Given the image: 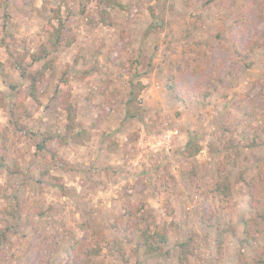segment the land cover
I'll use <instances>...</instances> for the list:
<instances>
[{"label":"rangeland","instance_id":"rangeland-1","mask_svg":"<svg viewBox=\"0 0 264 264\" xmlns=\"http://www.w3.org/2000/svg\"><path fill=\"white\" fill-rule=\"evenodd\" d=\"M263 193L264 0H0V264H264Z\"/></svg>","mask_w":264,"mask_h":264},{"label":"trees","instance_id":"trees-1","mask_svg":"<svg viewBox=\"0 0 264 264\" xmlns=\"http://www.w3.org/2000/svg\"><path fill=\"white\" fill-rule=\"evenodd\" d=\"M60 22L63 21V18L60 16ZM63 25V23H62ZM61 30L59 28L55 29V32L54 34L52 35V41L54 42V44L56 45H60L61 42H62V34L60 32ZM34 61H39L40 59H42L41 56H34ZM252 64V61L248 62L247 64V67H250ZM52 65V62L51 61H48V63L46 64V66L44 67L47 68L49 66ZM37 84L34 83L32 85V90H31V96L34 98V99H38L39 98V91H38V87L36 86ZM190 143H192V141H190ZM200 148L199 146H195L194 148H192L190 150V153H189V156H194L196 155L198 152H199ZM221 177H223V179L221 180V182L218 183L217 185V189L220 190L222 193H225L226 195H229L230 192H231V184H230V181H229V177L228 176H225V174H221ZM254 209L257 213V216H259V218L261 219H264V193H263V196L261 197H255L254 199ZM149 235V234H148ZM150 238H152V236H148L147 237V241L150 243ZM159 241L160 242H166L167 241V237L165 235H162L160 234L159 235ZM220 241V246L222 247L223 246V242H224V239H223V236L219 239Z\"/></svg>","mask_w":264,"mask_h":264},{"label":"built area","instance_id":"built-area-1","mask_svg":"<svg viewBox=\"0 0 264 264\" xmlns=\"http://www.w3.org/2000/svg\"><path fill=\"white\" fill-rule=\"evenodd\" d=\"M177 131H167L165 133H162L159 135L157 143L154 144L155 147H160L164 145H168L171 142L172 137L174 136V133Z\"/></svg>","mask_w":264,"mask_h":264}]
</instances>
